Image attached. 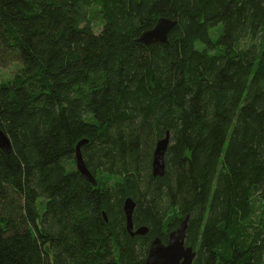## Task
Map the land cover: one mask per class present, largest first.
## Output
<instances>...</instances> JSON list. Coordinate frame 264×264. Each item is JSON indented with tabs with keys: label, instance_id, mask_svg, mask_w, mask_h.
I'll return each mask as SVG.
<instances>
[{
	"label": "trees",
	"instance_id": "1",
	"mask_svg": "<svg viewBox=\"0 0 264 264\" xmlns=\"http://www.w3.org/2000/svg\"><path fill=\"white\" fill-rule=\"evenodd\" d=\"M159 17L166 41L139 42ZM13 62L0 264H144L186 216L192 264H264V0H0Z\"/></svg>",
	"mask_w": 264,
	"mask_h": 264
},
{
	"label": "water",
	"instance_id": "2",
	"mask_svg": "<svg viewBox=\"0 0 264 264\" xmlns=\"http://www.w3.org/2000/svg\"><path fill=\"white\" fill-rule=\"evenodd\" d=\"M175 21L166 17H159L155 25L143 31L137 40L145 45L153 42H164L167 39L169 30L174 26ZM87 140H80L75 147V166L83 178L92 185H96V180L88 170L80 151V146ZM169 142L168 132L159 139L155 145L152 154L151 168L154 176H162L164 174V155ZM0 148L6 152L10 151V141L8 137L0 130ZM134 201L127 197L123 202V211L126 220V229L131 234L144 235L147 227L140 226L136 229L132 223V211ZM186 216L180 223L179 227L167 236L165 243L159 237L152 239L144 264H192L195 252L191 246L185 244V230L187 226Z\"/></svg>",
	"mask_w": 264,
	"mask_h": 264
},
{
	"label": "rangeland",
	"instance_id": "3",
	"mask_svg": "<svg viewBox=\"0 0 264 264\" xmlns=\"http://www.w3.org/2000/svg\"><path fill=\"white\" fill-rule=\"evenodd\" d=\"M19 68V64L17 62H13L8 66H0V81H6L12 78V76L16 73Z\"/></svg>",
	"mask_w": 264,
	"mask_h": 264
}]
</instances>
